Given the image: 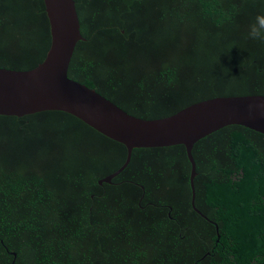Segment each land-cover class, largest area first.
Here are the masks:
<instances>
[{
	"label": "trees",
	"instance_id": "trees-1",
	"mask_svg": "<svg viewBox=\"0 0 264 264\" xmlns=\"http://www.w3.org/2000/svg\"><path fill=\"white\" fill-rule=\"evenodd\" d=\"M85 41L68 78L155 120L264 96V0H73ZM43 0H0V68L38 66ZM126 148L62 112L0 116V264H264V135L224 127L192 149Z\"/></svg>",
	"mask_w": 264,
	"mask_h": 264
},
{
	"label": "water",
	"instance_id": "water-1",
	"mask_svg": "<svg viewBox=\"0 0 264 264\" xmlns=\"http://www.w3.org/2000/svg\"><path fill=\"white\" fill-rule=\"evenodd\" d=\"M43 4L49 22L48 51L44 60L31 70L0 68V116L21 118L40 112H62L123 145L127 152L124 164L99 181L100 185L111 184L129 164L134 149L183 146L191 167V207L215 226L194 205L193 146L227 126H240L264 135V109L260 107L264 96L217 97L192 104L165 118L133 117L94 90L68 78L75 46L85 41L80 34L75 3L73 0H43ZM9 254L15 260L16 254Z\"/></svg>",
	"mask_w": 264,
	"mask_h": 264
},
{
	"label": "clouds",
	"instance_id": "clouds-1",
	"mask_svg": "<svg viewBox=\"0 0 264 264\" xmlns=\"http://www.w3.org/2000/svg\"><path fill=\"white\" fill-rule=\"evenodd\" d=\"M245 38L264 43V13L256 15L249 23ZM260 107L264 109V104Z\"/></svg>",
	"mask_w": 264,
	"mask_h": 264
},
{
	"label": "flooded vegetation",
	"instance_id": "flooded-vegetation-1",
	"mask_svg": "<svg viewBox=\"0 0 264 264\" xmlns=\"http://www.w3.org/2000/svg\"><path fill=\"white\" fill-rule=\"evenodd\" d=\"M108 176H109V175H108ZM106 177H107V176H106ZM104 178H105V177H104ZM104 178H102V179H104ZM102 179H101V180H102ZM101 180H100V181H101ZM111 182H112V180H111ZM98 184H99V182H98ZM103 184H104V183H103ZM103 184H102V185H103ZM111 184H112V183H111ZM99 185H100V184H99Z\"/></svg>",
	"mask_w": 264,
	"mask_h": 264
}]
</instances>
